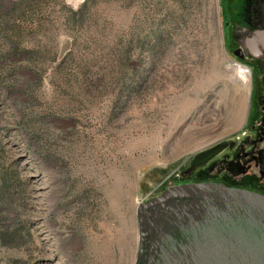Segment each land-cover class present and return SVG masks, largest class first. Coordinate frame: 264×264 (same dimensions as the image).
<instances>
[{"label":"rangeland","instance_id":"374dc122","mask_svg":"<svg viewBox=\"0 0 264 264\" xmlns=\"http://www.w3.org/2000/svg\"><path fill=\"white\" fill-rule=\"evenodd\" d=\"M260 28L264 0H0V264H133L138 202L248 131Z\"/></svg>","mask_w":264,"mask_h":264},{"label":"water","instance_id":"95a60500","mask_svg":"<svg viewBox=\"0 0 264 264\" xmlns=\"http://www.w3.org/2000/svg\"><path fill=\"white\" fill-rule=\"evenodd\" d=\"M244 45L264 55V28ZM198 154L191 166L205 160ZM133 264H264V194L218 181L168 183L138 202Z\"/></svg>","mask_w":264,"mask_h":264},{"label":"flooded vegetation","instance_id":"af4514ba","mask_svg":"<svg viewBox=\"0 0 264 264\" xmlns=\"http://www.w3.org/2000/svg\"><path fill=\"white\" fill-rule=\"evenodd\" d=\"M239 27L235 28L234 35L238 43H241L243 38L238 37L239 31L246 30L244 34L246 35L252 27ZM243 50L246 52L247 49L243 47ZM236 54L239 58L245 56L241 49H237ZM246 54L250 56V53L246 52ZM247 58H252L257 64L252 66L253 71L250 70L249 105L245 121L248 131L236 138L214 141L193 153L191 159L206 152L208 156L213 154L210 158L213 162H208L210 164L204 169L193 168L188 175L191 174L195 181H218L264 194V78H261L263 75L259 68L264 66V55L255 57L251 55ZM239 66L244 72H249V69L239 64L235 67ZM262 69L264 71V67ZM255 99L257 104L253 103ZM193 180H182V182Z\"/></svg>","mask_w":264,"mask_h":264},{"label":"bare ground","instance_id":"6f19581e","mask_svg":"<svg viewBox=\"0 0 264 264\" xmlns=\"http://www.w3.org/2000/svg\"><path fill=\"white\" fill-rule=\"evenodd\" d=\"M239 69H241V72H244V70H242L243 68H240V66H239Z\"/></svg>","mask_w":264,"mask_h":264},{"label":"trees","instance_id":"16d2710c","mask_svg":"<svg viewBox=\"0 0 264 264\" xmlns=\"http://www.w3.org/2000/svg\"><path fill=\"white\" fill-rule=\"evenodd\" d=\"M85 1V0H84Z\"/></svg>","mask_w":264,"mask_h":264}]
</instances>
